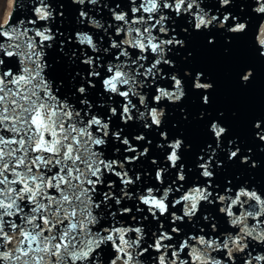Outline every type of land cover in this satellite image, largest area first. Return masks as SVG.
Instances as JSON below:
<instances>
[{
	"label": "snow or ice",
	"instance_id": "1",
	"mask_svg": "<svg viewBox=\"0 0 264 264\" xmlns=\"http://www.w3.org/2000/svg\"><path fill=\"white\" fill-rule=\"evenodd\" d=\"M254 2L264 15V0ZM71 3L76 26L68 35L50 26L65 15L63 2L50 0H33L31 18L12 24L9 17L0 26V264H264V190L242 180L214 186L226 162L257 168L254 150L232 135L223 112L210 111L214 85L205 71L187 68L188 37L203 36L211 46L219 32H245L236 11L245 5ZM52 42L63 53L60 77L46 53ZM258 42L264 57V25ZM252 77L251 69L239 74L244 85ZM189 95L201 105L196 121L206 139L193 167L203 179L187 186L183 157L192 145L161 130L156 147L163 152L151 159L154 182L145 184L127 165L148 158L153 140L146 132L130 138L126 128L139 121L159 130L170 106L187 121ZM251 127L264 142V117ZM134 141L148 146L140 151ZM206 205L218 212L205 214ZM219 214L230 227H220ZM107 245L115 255L102 259Z\"/></svg>",
	"mask_w": 264,
	"mask_h": 264
},
{
	"label": "water",
	"instance_id": "2",
	"mask_svg": "<svg viewBox=\"0 0 264 264\" xmlns=\"http://www.w3.org/2000/svg\"><path fill=\"white\" fill-rule=\"evenodd\" d=\"M61 2L65 5L63 9L65 15L62 19L57 15L56 19L50 22V26L54 32L57 29L65 30V35H68L72 31V28L76 26L74 23L76 6L71 3V0H50L53 6ZM205 2L211 3L212 0H205ZM235 2L245 5L242 11L236 10L237 14L243 17L241 22L247 24L245 32L235 35L219 32L215 37L216 44L211 46L206 44L203 36L190 35L186 51H190L192 57L189 60L187 68L205 71L209 80L214 85L209 90V95L211 96L210 111L213 113L217 111L224 113L225 123L229 125L232 135L239 136L242 147L247 148L251 146L253 148L258 164L257 168L252 169L240 164L226 162L223 168L217 169L214 177V186L219 185L223 187L227 184L228 180H232L233 184L242 180L244 185H251L259 191L264 190V167L259 166L260 161L264 159V142L254 139V129L251 127V124L258 118L264 117V57L260 56L258 52V50H262L258 42V34L261 25H264V15L256 13L253 10L256 7L254 0H235ZM32 4L33 0H19L15 11L12 6L9 14V17H12V24H17L19 20L31 18L30 9ZM8 22L9 18L5 24L0 26L6 25ZM29 27L31 26L29 25ZM229 36L233 37L231 43L225 44ZM52 43L53 47L46 49V53L48 54V59L52 61V75L60 77L64 75L65 69V64L61 60L63 53L59 52L55 42ZM176 63L177 67H184L182 57L178 56ZM247 69L253 71V77L247 85H244L239 79V74L242 70ZM184 106L185 111L190 114L187 121L182 120L181 113L175 109V106H170L169 108H165V123L161 129H143L139 121L135 122L132 127L126 128V132L129 133L130 138L141 132H146L148 139L153 140V145L151 146H148L146 141H134V146L140 151L143 150L140 147L141 144L148 146L150 156L148 158L141 157V162L135 165H127L130 169L139 171L143 175L145 184L151 186L154 182V173L151 169L155 166L151 165V159L161 157L163 152V149L156 147L157 144L162 142V138L158 135V132L161 130L167 131L170 138L183 136L192 145L191 149H186V155L183 157V162L191 169V172H186V177L189 181L187 186L190 187L193 183L203 179V177H197L196 173L198 170L193 167L196 154H198L201 144L206 139L203 125L196 121V116L201 110V105L194 95H189L184 101ZM221 154L222 151L217 150V156ZM111 155L116 156L118 154L112 152ZM169 171L171 172L172 170L170 169ZM160 187H166V185ZM128 203L130 204L131 202ZM179 207L177 206V208ZM208 209L218 212V207L206 205L205 214L211 215ZM177 214L181 213L178 211ZM219 215L220 219L217 220V223L220 224V227H230L226 223L227 218L223 214ZM190 227L192 226L187 225L185 230ZM114 255L115 253L111 245H107L105 246V252L101 253V258L110 259Z\"/></svg>",
	"mask_w": 264,
	"mask_h": 264
},
{
	"label": "bare ground",
	"instance_id": "3",
	"mask_svg": "<svg viewBox=\"0 0 264 264\" xmlns=\"http://www.w3.org/2000/svg\"><path fill=\"white\" fill-rule=\"evenodd\" d=\"M13 1L14 0H8L7 1V9H6L5 15L3 16L1 24H5L7 22L8 18H9L10 11H11L12 6H13Z\"/></svg>",
	"mask_w": 264,
	"mask_h": 264
},
{
	"label": "rangeland",
	"instance_id": "4",
	"mask_svg": "<svg viewBox=\"0 0 264 264\" xmlns=\"http://www.w3.org/2000/svg\"><path fill=\"white\" fill-rule=\"evenodd\" d=\"M7 1L8 0H0V25H2V19L7 9Z\"/></svg>",
	"mask_w": 264,
	"mask_h": 264
}]
</instances>
